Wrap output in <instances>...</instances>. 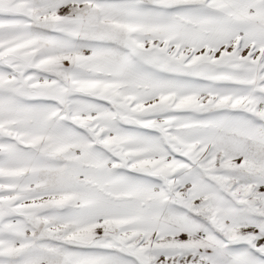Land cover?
<instances>
[{"label": "snow or ice", "instance_id": "obj_1", "mask_svg": "<svg viewBox=\"0 0 264 264\" xmlns=\"http://www.w3.org/2000/svg\"><path fill=\"white\" fill-rule=\"evenodd\" d=\"M0 264H264V0H0Z\"/></svg>", "mask_w": 264, "mask_h": 264}]
</instances>
